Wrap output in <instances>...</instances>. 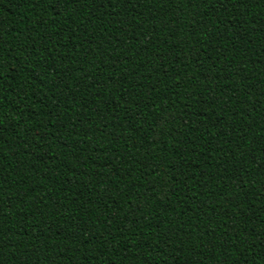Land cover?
Segmentation results:
<instances>
[{
  "label": "trees",
  "instance_id": "trees-1",
  "mask_svg": "<svg viewBox=\"0 0 264 264\" xmlns=\"http://www.w3.org/2000/svg\"><path fill=\"white\" fill-rule=\"evenodd\" d=\"M0 264H264V0H0Z\"/></svg>",
  "mask_w": 264,
  "mask_h": 264
}]
</instances>
